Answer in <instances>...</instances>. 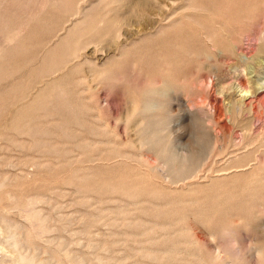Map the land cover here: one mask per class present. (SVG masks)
I'll list each match as a JSON object with an SVG mask.
<instances>
[{"label": "rangeland", "instance_id": "obj_1", "mask_svg": "<svg viewBox=\"0 0 264 264\" xmlns=\"http://www.w3.org/2000/svg\"><path fill=\"white\" fill-rule=\"evenodd\" d=\"M188 1L152 0L162 4L164 15L143 31L140 0H0V182L5 184L0 214L22 225V234L28 232L27 252L51 264H71L66 251L82 257L79 264H100L101 258L108 264H217L209 259L214 249L232 258L225 264H264L257 253L264 247V215L237 210L240 202L245 209L253 205L246 195L238 196L240 180L212 184L202 177L174 185L159 168V177L145 184L148 191L137 200L99 181L111 178L113 184L135 173L120 168L118 160L100 158L117 140L122 104L129 102V93L146 88L148 77L143 58L137 65L121 66L112 38H168L155 41V56L175 53L187 38H205L208 27L222 28V35L244 52H257L258 38H264L263 0H225L214 6L204 1L210 7L200 19L190 18ZM181 61H170L173 72H182L176 87L194 107L201 102L192 101L193 92L208 82H197V68ZM46 88L54 95L43 100L25 127L9 128L17 109L29 106ZM201 112L204 124L218 132L207 111ZM182 120L189 128L184 140L196 137L200 127L190 125L186 116ZM91 126L106 133L94 135ZM92 140L105 145L97 143L95 150L76 146ZM33 199L50 220L51 230L43 238L22 213V205Z\"/></svg>", "mask_w": 264, "mask_h": 264}, {"label": "bare ground", "instance_id": "obj_2", "mask_svg": "<svg viewBox=\"0 0 264 264\" xmlns=\"http://www.w3.org/2000/svg\"><path fill=\"white\" fill-rule=\"evenodd\" d=\"M140 1L143 3L140 11L143 31L148 27L153 29L152 25L157 22V18L164 15L162 4L155 5L152 0ZM204 1L214 6L225 0H189L187 10L193 11L190 18H199L202 16L201 12L208 10L210 5L205 7ZM172 5L175 6L176 1ZM78 11L75 16H78ZM222 31V28L214 31L208 27L203 32L205 38H187L176 45L175 53H156V56L152 53V46L162 38H112L111 44H118L121 66L127 67L132 63L137 65L138 60L143 58L146 60L148 77L146 88L129 93V102L122 104L117 140L108 143L107 155L100 158L118 160L116 163L120 168L130 169L135 173H127V176L125 173L113 184L111 178L99 179L103 187L137 200L148 191L145 184L154 177H159L156 173L159 168L163 171L161 177H168L169 182L174 185L182 182L183 185H189L196 178L202 177L212 184L240 180L243 185L238 196L246 195V200L250 198L253 205L245 209L243 202L237 201L240 206L236 207L237 210L242 208L239 212L250 214L251 217L264 215V38H258L261 44L257 52L252 47L249 52H244L233 38L223 36ZM166 39L168 41V38L161 41ZM60 46L61 43L51 52ZM141 50L145 51L141 53ZM178 59L197 68V82H208L204 88L197 89L192 94V101L201 102L197 106L193 107L184 101L181 95L183 91L176 87L179 80L177 76L182 72H173L172 62ZM226 66H231L233 72L225 71ZM204 71L207 74L201 75ZM158 75L160 80L156 79ZM53 86L57 87L56 83ZM48 87L51 88V85ZM175 87L177 91L174 90ZM49 91L47 88L41 90L29 106L18 108L9 120L8 127L19 130L25 122H29L35 116V110L43 105V100L54 95L49 94ZM201 111H207L209 119L219 127L218 132H212L210 125L204 124ZM185 116L188 117L189 124L200 127L196 137L190 134L187 140L183 138L187 127L183 123L185 118L182 120ZM91 127L94 128L91 130L94 135L106 133L105 129ZM101 142L92 140L76 146L95 150L99 148L96 144ZM72 178L70 176L67 181ZM4 187L5 184L0 182V198ZM36 202L37 199H33L23 204L22 213L35 234L43 238L49 232L50 220L47 221L44 214H41L42 211L36 209ZM228 226L232 227L233 224ZM21 227L0 214V264H51L49 258L42 260L36 252L26 251L31 245L30 238L28 232L22 234L19 231ZM200 239L202 238L199 237ZM211 252L209 259L217 264H225L226 259H232L222 257L214 249ZM257 253L263 259L264 247ZM63 255L71 264H79L82 258L71 251H66ZM148 255L158 259L157 255ZM99 263L108 264L102 258Z\"/></svg>", "mask_w": 264, "mask_h": 264}]
</instances>
